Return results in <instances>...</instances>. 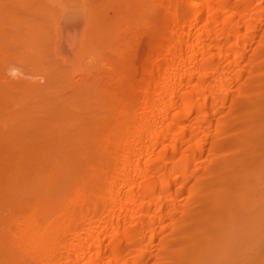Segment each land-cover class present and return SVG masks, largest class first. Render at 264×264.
<instances>
[{
    "label": "bare ground",
    "instance_id": "bare-ground-1",
    "mask_svg": "<svg viewBox=\"0 0 264 264\" xmlns=\"http://www.w3.org/2000/svg\"><path fill=\"white\" fill-rule=\"evenodd\" d=\"M0 264H264V0H0Z\"/></svg>",
    "mask_w": 264,
    "mask_h": 264
},
{
    "label": "clouds",
    "instance_id": "clouds-1",
    "mask_svg": "<svg viewBox=\"0 0 264 264\" xmlns=\"http://www.w3.org/2000/svg\"><path fill=\"white\" fill-rule=\"evenodd\" d=\"M18 73H19V69L13 68V69L10 70V74L15 75V74H18Z\"/></svg>",
    "mask_w": 264,
    "mask_h": 264
}]
</instances>
